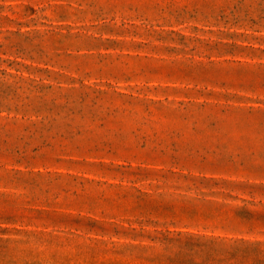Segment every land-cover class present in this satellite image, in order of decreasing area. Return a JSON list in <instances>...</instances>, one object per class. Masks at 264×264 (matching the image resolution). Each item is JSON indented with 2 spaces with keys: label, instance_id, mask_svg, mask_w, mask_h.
Returning <instances> with one entry per match:
<instances>
[{
  "label": "rangeland",
  "instance_id": "obj_1",
  "mask_svg": "<svg viewBox=\"0 0 264 264\" xmlns=\"http://www.w3.org/2000/svg\"><path fill=\"white\" fill-rule=\"evenodd\" d=\"M0 264H264V0H0Z\"/></svg>",
  "mask_w": 264,
  "mask_h": 264
}]
</instances>
